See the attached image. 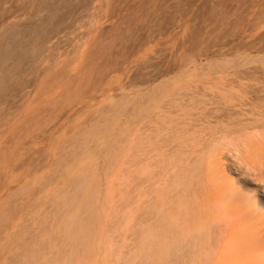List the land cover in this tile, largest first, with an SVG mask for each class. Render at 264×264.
<instances>
[{
    "label": "rangeland",
    "instance_id": "1",
    "mask_svg": "<svg viewBox=\"0 0 264 264\" xmlns=\"http://www.w3.org/2000/svg\"><path fill=\"white\" fill-rule=\"evenodd\" d=\"M43 1L0 0V45L32 47L0 97V264H192L168 224L198 135L206 264H264L222 195L264 209V0Z\"/></svg>",
    "mask_w": 264,
    "mask_h": 264
},
{
    "label": "bare ground",
    "instance_id": "2",
    "mask_svg": "<svg viewBox=\"0 0 264 264\" xmlns=\"http://www.w3.org/2000/svg\"><path fill=\"white\" fill-rule=\"evenodd\" d=\"M43 2L46 5L51 4L50 0H44ZM54 17L55 12L52 11L49 15H47L42 23L48 26L52 23ZM24 42L22 41V38L17 37L14 45H0V97L6 92L8 85H11L10 83L16 79V69H18L31 54V44ZM209 145L210 140L201 135L193 137L187 143V149L185 152H183L184 155L187 153L185 160L189 161L188 164L190 163L185 168L187 169L185 175L187 185L186 187H183L182 191H179L180 198L181 195L184 194V196L182 197L183 199L176 204L177 210H175L168 224L170 240L173 243H176L184 236L191 237L193 233H200V237L197 238V254L195 255V261L192 264H206L210 259L212 250H214L213 240H218L219 236L221 235V233H216V231L212 228L215 225H210V222L207 220V214L203 213L204 206L196 202V191L199 183L203 180L202 170L204 163H206L205 155L208 154L207 150L209 148ZM142 158L144 161L145 158L143 155ZM182 161L183 159H176L174 160L173 165L177 167V165L179 166ZM204 166H206V164ZM206 169H210V167H207ZM173 176L174 184L179 185L180 179L182 178L181 174L177 172L176 175ZM254 177H256L257 180L261 183V185L258 186V190H256V194H259L261 200L264 202V173L257 172V174H254ZM224 186L225 191L222 192V195L224 196L225 204L228 205L230 203L236 202L237 206L241 207L242 214L238 219H236V221L238 223H241V225L245 224L248 229L250 228L251 230H253L251 236L252 240L256 243L257 246H262L264 241V227L262 223L264 221V218L262 219V217H264V212L262 211H264V209L262 207H257L256 202H253L252 206L248 202L247 195L243 194L241 191H239V189L237 190V187L235 188L231 184H229V186L227 187L226 185ZM143 202L145 201L143 200ZM243 202L245 203L243 204ZM146 211L142 209L144 215H146ZM189 216H192V218L199 217L201 219L200 224H198L196 228H190L188 227V225H186V220ZM154 218L156 219L152 212H150V215H148V219L144 221L149 222V226H152V223H155L152 221ZM75 220H71L73 221L71 223H74ZM225 221L226 223L224 224V231L226 229H233L231 227L234 225L238 226L234 220H231V218H228ZM74 225L76 224L74 223ZM69 233L72 234L71 232ZM70 234L69 236H71ZM204 237L205 239H203Z\"/></svg>",
    "mask_w": 264,
    "mask_h": 264
}]
</instances>
